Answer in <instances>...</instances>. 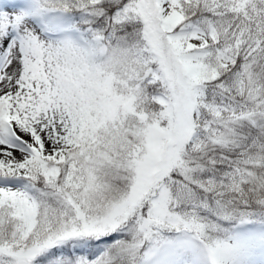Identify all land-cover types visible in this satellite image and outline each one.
<instances>
[{"label": "snow or ice", "instance_id": "1", "mask_svg": "<svg viewBox=\"0 0 264 264\" xmlns=\"http://www.w3.org/2000/svg\"><path fill=\"white\" fill-rule=\"evenodd\" d=\"M0 264H264V0H0Z\"/></svg>", "mask_w": 264, "mask_h": 264}]
</instances>
